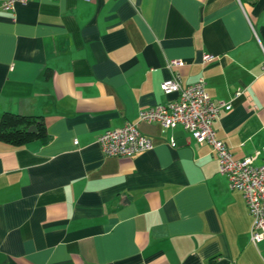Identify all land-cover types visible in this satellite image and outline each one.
<instances>
[{
	"label": "crops",
	"instance_id": "crops-1",
	"mask_svg": "<svg viewBox=\"0 0 264 264\" xmlns=\"http://www.w3.org/2000/svg\"><path fill=\"white\" fill-rule=\"evenodd\" d=\"M203 56H210L208 62ZM175 68L229 104L212 124L234 160L264 161V0H31L0 10V115L44 142H0V264H264L238 191L206 144L137 123L149 151L104 157L106 130L174 99ZM75 141V144H74ZM170 142L173 146H170Z\"/></svg>",
	"mask_w": 264,
	"mask_h": 264
},
{
	"label": "built area",
	"instance_id": "built-area-1",
	"mask_svg": "<svg viewBox=\"0 0 264 264\" xmlns=\"http://www.w3.org/2000/svg\"><path fill=\"white\" fill-rule=\"evenodd\" d=\"M29 1L0 0V10L12 12L15 5H25ZM211 59L210 56H203L204 62ZM181 66L179 61H168L166 67L170 76L159 85L162 94L173 95L174 99L139 111L136 123H124L117 129L106 130L97 137L96 143L104 157L130 158L151 149L150 141L139 135L137 123H156L165 130L179 126L196 143L206 144L213 151L217 173L224 176L229 188L238 191L242 197L250 217L249 242L256 245L264 240V161L253 166L252 158L234 160L226 145L215 139L212 124L220 112L230 109L229 104L212 101L205 92L202 78L182 87L173 72ZM261 69L264 72V62ZM170 146H173L172 142Z\"/></svg>",
	"mask_w": 264,
	"mask_h": 264
},
{
	"label": "trees",
	"instance_id": "trees-1",
	"mask_svg": "<svg viewBox=\"0 0 264 264\" xmlns=\"http://www.w3.org/2000/svg\"><path fill=\"white\" fill-rule=\"evenodd\" d=\"M32 129L28 131V129ZM46 129L40 116L3 112L0 115V142L21 147L33 141L44 142Z\"/></svg>",
	"mask_w": 264,
	"mask_h": 264
},
{
	"label": "water",
	"instance_id": "water-1",
	"mask_svg": "<svg viewBox=\"0 0 264 264\" xmlns=\"http://www.w3.org/2000/svg\"><path fill=\"white\" fill-rule=\"evenodd\" d=\"M32 129L30 128V129H28V131H31Z\"/></svg>",
	"mask_w": 264,
	"mask_h": 264
}]
</instances>
